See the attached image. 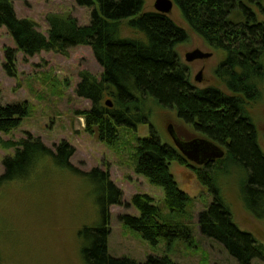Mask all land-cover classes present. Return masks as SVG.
Returning <instances> with one entry per match:
<instances>
[{
	"label": "trees",
	"instance_id": "16d2710c",
	"mask_svg": "<svg viewBox=\"0 0 264 264\" xmlns=\"http://www.w3.org/2000/svg\"><path fill=\"white\" fill-rule=\"evenodd\" d=\"M74 1L92 8L88 24L52 15L47 17L44 35L33 22L16 16L13 0H0V26L7 28L17 50L25 56L40 51L66 55L74 46H89L102 70L98 77L80 72L74 88L77 97L90 102L88 109L78 112L85 132L97 133L100 142L114 145L119 129L134 131L137 123L146 122L143 106L150 100L175 109L177 117L196 133L224 148L222 158L201 167L186 161L174 146L160 143L152 128L149 136L135 137L134 172L162 188L166 213L149 195L135 193L131 204L139 215H119L122 226L152 246L159 239L165 240L167 252L177 240L188 249L195 247L184 221L190 216L191 198L178 187L169 170L170 163L177 162L192 167L198 182L212 196L197 216L200 234L219 242L238 264H250L255 257L264 260L263 245L256 244L251 233L236 226L214 184L221 162L235 164L247 175L241 194L244 204L251 206L250 212L252 205L264 202V152L243 107L246 100L256 97L255 81H262L264 86V23L256 12L258 9L264 17L260 0H173L189 27L210 46L226 53L214 76L229 94L214 86L200 88L190 83L188 68L175 50L186 35L168 15L143 11L142 0ZM122 25L133 35L124 34ZM14 60L15 50L6 48L4 69L9 76L14 75ZM106 99L111 101V107L105 105ZM28 114L26 101L0 104V132L16 128ZM0 143L14 147V154L2 159L0 185L22 178L34 161L45 156L95 184L102 221L79 231L87 242L81 249L84 264H177L168 255H149L144 262L108 255L109 206L122 204V192L106 172L98 168L80 171L72 166L69 158L73 148L68 143L61 142L50 149L29 133L17 142Z\"/></svg>",
	"mask_w": 264,
	"mask_h": 264
},
{
	"label": "rangeland",
	"instance_id": "374dc122",
	"mask_svg": "<svg viewBox=\"0 0 264 264\" xmlns=\"http://www.w3.org/2000/svg\"><path fill=\"white\" fill-rule=\"evenodd\" d=\"M142 1L143 11H154V0ZM12 3L16 16L33 22L44 35L48 29L47 17L68 16L79 25H86L92 10L91 7L77 5L74 0H13ZM260 3L264 7V0ZM168 16L187 33L185 41L175 50L189 69L192 83L197 87L214 86L229 94L214 76L215 65L222 53L216 51L217 56L214 54L205 60L186 62L184 55L187 52L213 50L188 27L174 1ZM122 31L133 35L125 25H122ZM6 48L15 50L13 76L7 75L4 69ZM101 70L86 45L74 46L66 55L40 51L33 56H25L17 50L7 28L0 26V104L26 101L29 106L28 116L22 118L16 128L7 133L0 132V142H17L26 133L40 138L50 149L66 142L73 148L69 158L72 166L80 171L98 168L108 174L122 192V204L109 206L106 249L111 257L144 262L149 255H168L177 264H238L219 242L200 234L197 216L211 202L212 196L198 182L194 169L187 165L171 162L169 170L178 187L191 198L190 216L184 221L190 228L195 247L188 249L183 241L177 240L172 250L167 252L165 240L159 239L152 246L122 226L119 215H139L131 204V196L135 193L149 195L153 203L166 213L162 188L134 172L135 137L149 136L152 128L160 143L174 146L167 131L168 125L183 141L204 137L181 121L175 109L149 100L143 106L146 122L137 123L134 131L119 129L114 145L100 142L97 133L84 131L83 117L78 112L88 109L90 102L77 97L74 88L80 72L87 71L98 77ZM199 70L202 72L201 80L193 81ZM257 81L256 97L246 100L243 107L264 152V86L262 81ZM13 154L14 147H4L0 143V174L3 172V157ZM221 163L218 166L221 165L222 169L215 174L214 184L233 222L240 230L251 233L256 244L264 247V202L252 205L253 212H250L251 206L244 204L241 194L246 172L235 164ZM98 193L93 182L56 165L48 156L34 161L22 178L3 182L0 185V264H84L81 249L87 242L79 231L101 223L96 202ZM250 264H264V260L255 257Z\"/></svg>",
	"mask_w": 264,
	"mask_h": 264
},
{
	"label": "water",
	"instance_id": "95a60500",
	"mask_svg": "<svg viewBox=\"0 0 264 264\" xmlns=\"http://www.w3.org/2000/svg\"><path fill=\"white\" fill-rule=\"evenodd\" d=\"M172 6L173 3L171 0H154L153 2L154 11L165 15H168L171 12ZM208 56V53L195 49L185 53L184 59L186 62H190L192 60L202 59ZM200 80L201 73H197L195 81L199 82ZM104 103L108 107L112 106L109 99H106ZM167 131L172 138L174 147L186 161H190L196 165H201L206 161H213L222 158L224 155V150L220 146L206 138H193L188 141H183L176 136L171 125L167 126Z\"/></svg>",
	"mask_w": 264,
	"mask_h": 264
},
{
	"label": "flooded vegetation",
	"instance_id": "af4514ba",
	"mask_svg": "<svg viewBox=\"0 0 264 264\" xmlns=\"http://www.w3.org/2000/svg\"><path fill=\"white\" fill-rule=\"evenodd\" d=\"M172 1V3H173V0H171ZM263 7V6H262ZM264 8V7H263ZM256 12H257V15H258V17H262V18H258L259 20H260V22H263L264 23V17H263V15H261L259 12H258V9H256ZM187 23V22H186ZM189 27V26H188ZM181 28V27H180ZM183 31H184V33H185V35L187 36V33H186V31L183 29V28H181ZM187 38V37H186ZM185 38V39H186ZM185 41V40H184ZM204 41V40H203ZM205 42V41H204ZM182 43V42H181ZM181 43H179V44H181ZM206 43V45L209 47V48H211L212 50H213V52H204V53H208L209 54V56L208 57H206V58H202V59H195V60H192V61H190V62H193V61H196V60H205V59H208V58H210V57H212L214 54L217 56V54H216V51H218V52H221L222 54H221V57L220 58H218V61H217V64L215 65V68H214V71H215V69H216V67L219 65V62L223 59V58H225V56H226V53L225 52H223V51H220V50H217V49H215V48H213L212 46H210L207 42H205ZM188 73H189V69H188ZM197 73H201L202 74V72H201V70H199ZM197 75V74H196ZM195 75V76H196ZM195 76L193 77V81H195ZM189 77H190V74H189ZM192 79V78H191ZM217 80V79H216ZM189 81H190V83L193 85V86H196V85H194V83H192V81L190 80V78H189ZM197 82V81H196ZM207 86H209V85H205V86H202V87H200V88H203V87H207ZM197 87V86H196ZM219 146V145H218ZM221 147V146H220ZM223 150H224V148L223 147H221ZM214 161H216V160H213V161H206L205 163H203V164H201V165H197V166H206L207 164H209V163H213ZM188 162H190V161H188ZM190 164H194V163H192V162H190ZM196 165V164H195Z\"/></svg>",
	"mask_w": 264,
	"mask_h": 264
}]
</instances>
